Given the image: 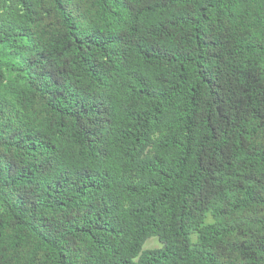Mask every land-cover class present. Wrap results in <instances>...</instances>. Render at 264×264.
<instances>
[{"label":"trees","instance_id":"trees-1","mask_svg":"<svg viewBox=\"0 0 264 264\" xmlns=\"http://www.w3.org/2000/svg\"><path fill=\"white\" fill-rule=\"evenodd\" d=\"M0 264H264V0H0Z\"/></svg>","mask_w":264,"mask_h":264},{"label":"rangeland","instance_id":"rangeland-1","mask_svg":"<svg viewBox=\"0 0 264 264\" xmlns=\"http://www.w3.org/2000/svg\"><path fill=\"white\" fill-rule=\"evenodd\" d=\"M158 246H159V244H158V242H157L155 239H149V240L145 243L144 248H145V249H152V248H156V247H158Z\"/></svg>","mask_w":264,"mask_h":264}]
</instances>
